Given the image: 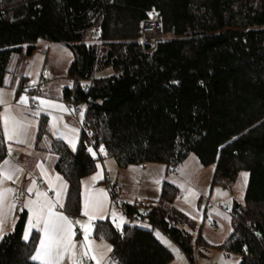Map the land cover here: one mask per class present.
<instances>
[{
	"label": "trees",
	"instance_id": "obj_1",
	"mask_svg": "<svg viewBox=\"0 0 264 264\" xmlns=\"http://www.w3.org/2000/svg\"><path fill=\"white\" fill-rule=\"evenodd\" d=\"M154 9L165 38L154 47L138 42L140 22ZM64 43L72 52L64 90L68 104L84 105L87 133L76 151L38 121L36 145L44 137L56 156L55 171L69 182L65 214L80 216V181L95 172L90 141L103 145L118 167L158 163L175 168L193 153L212 166L210 186L248 173L237 224L218 245L173 206L177 187L163 182L159 199L141 215L149 226L96 221L95 238L112 246L119 264H169L172 252L154 235L165 234L193 263L201 244L238 254L239 264H264V0H0V87L10 55H26L40 40ZM100 47L104 48L102 53ZM85 87V89H83ZM2 138V137H0ZM6 156V148L0 160ZM57 157H59L57 159ZM15 232L0 239V264L31 261L38 242L22 239L26 212Z\"/></svg>",
	"mask_w": 264,
	"mask_h": 264
},
{
	"label": "snow or ice",
	"instance_id": "obj_2",
	"mask_svg": "<svg viewBox=\"0 0 264 264\" xmlns=\"http://www.w3.org/2000/svg\"><path fill=\"white\" fill-rule=\"evenodd\" d=\"M4 84L5 86L10 84V77H5ZM24 92L25 94L20 95L19 101L15 105L19 111L17 114V112L12 111L9 102L4 98L3 90H0V106L3 107V111H0V137H2L0 138V154H3L5 147L8 150L7 156L0 160V239L6 235L3 229L10 218L11 231L15 232L19 217L14 213L17 208L16 201L20 200V210L27 213L22 239L28 243L30 239H36L35 234L39 235L38 244L30 257L31 261L36 262V264H85V261L88 260L94 264H119L118 261H112L108 255L113 249L111 245L104 243L106 238L103 233H101L99 244L96 243L95 239L90 238V234L94 237L96 228V224L92 222L103 219L109 210L105 190L92 186L97 178H102L99 171L90 177L87 184L81 182L83 188L80 193L82 199L81 215L87 217L88 221L82 223L80 220H73L65 214L74 209L68 207L69 182L64 177L60 175L48 177L46 180L47 189L41 190L37 187V178L34 177L33 173L20 165L17 159H13V143L31 144L35 139V134L30 135L28 131L33 121L27 120L26 114L36 117L44 109L67 111L63 104L56 103L51 99L45 100L37 96L28 97L26 95L28 87L25 88ZM12 94H15V89H13ZM29 100H39L40 107L35 111L31 110ZM81 118H83V110H81ZM36 123L38 127V122ZM50 130L72 146L73 151H76L73 142L77 134L76 128H69L65 124L61 129L52 124ZM42 147H49L47 138ZM49 150H51L50 147ZM88 151L92 153L93 149L89 147ZM99 151L106 155L103 145ZM93 155L95 156L94 153ZM36 167L40 170L41 176H47L48 172L51 171L50 168L46 170L43 163H38ZM100 167L101 165L97 164V168ZM25 175L31 181L26 189L20 182L21 177ZM241 176L246 182L248 173H241ZM49 191L55 193L54 198L49 196ZM193 195L195 194L193 193ZM111 215L114 219L118 218L120 224L125 223L123 215H118L115 210H112ZM75 225H79L83 233L82 240L73 230ZM101 248L106 249V252L97 254Z\"/></svg>",
	"mask_w": 264,
	"mask_h": 264
},
{
	"label": "crops",
	"instance_id": "obj_3",
	"mask_svg": "<svg viewBox=\"0 0 264 264\" xmlns=\"http://www.w3.org/2000/svg\"><path fill=\"white\" fill-rule=\"evenodd\" d=\"M51 43H54V47H50ZM37 48H45L46 52L48 53L56 52V50L57 51L64 50L65 54L69 55V57H72L70 58V60L72 61L73 59V54L71 50L67 49L68 47L64 43L50 42V41L43 40V39L38 40L35 43L34 50L31 52V54L25 55V56L33 57L34 51ZM21 52L13 53L10 55V58H9V61L6 67L7 68L6 76L10 77V84L8 86H5L4 84L2 87H0L2 89L4 88H9L12 90L15 89L14 95L10 93H6V97H5V99L9 102V106H11L12 111L17 112V114H19V111L15 105H16V102L19 101V97L21 95L19 94V92L25 90L26 87H28V92H29L28 97L39 95V98L41 99H45V100L51 99L56 103L63 104L65 106V109L67 110V111H63V110H57V109H44L36 117H32L30 114H26L27 120L33 121L28 131L30 135L35 134V139L34 141H32L31 144H16V143L12 144L13 159H17L20 165L25 167L27 171L32 172L34 177L37 178V184L40 183L42 185L43 189L41 190H46L48 187L46 183L47 178L54 177L55 175H59V174L54 169V164L56 162V156L53 153L49 152L47 147H42V145L45 142V138L43 137L41 141L38 142V144L36 145V136H37V131H38L36 122L39 121V118L41 116L45 117L47 120L48 128H49L51 135L56 138H59V137L55 135L53 131L50 130L52 124H55L57 127L61 129H63V126L65 124H67L69 128L71 127L76 128L77 134L73 141L75 146L78 143L80 129H79V124L77 120L74 118L73 113L71 112L72 109L70 108L67 101L64 99V90L70 87V80L68 79V74L66 73V76H65L64 71H63L62 72L63 76H59L56 82L49 86H48V80L42 76L36 82L34 80L31 81L28 78V72L21 75L16 72L15 66L14 67L12 66L11 58H13L15 61H18L20 56L22 55ZM70 62H68L67 65H69ZM10 68H11V71L9 72ZM40 79H44L46 81V84L38 88L37 84ZM67 79L69 80V82L67 81ZM9 89H5L6 90L5 92H11ZM36 101L38 102V107H40L39 100H36ZM37 108H31V110L35 111ZM0 111H3L2 106H0ZM5 148H6V156H7L8 150H7V147ZM195 160L196 159H189V156H187L183 160L182 163H180L178 166L174 168L173 171H170L165 165L158 164V163H145V164L130 165L124 168H120L117 166L115 160L111 161V160L106 159V157H104L101 163H97L101 165V167L99 169L96 167V170L94 173L83 177L80 181V193H81L83 191L81 182H85V184H87L90 177H92L93 175L96 174L97 171H99L101 173L102 178H97L96 182L92 186L97 189H104L105 192L107 193L109 210L105 214L103 219L95 220L92 223H95L96 221H99V220H108L113 225L117 224V222H120L119 219L118 218L114 219L111 215L112 210H115L118 213V215H123V217L130 219L131 224L137 225V222H138L137 218H134V216H131L130 218L124 213V211L120 210L116 205H114L111 202L107 188H106V184L108 183L118 185V190L116 194L119 197L120 202L122 204H135L137 209L140 212L142 211V206L148 207L149 205L155 203L159 199L161 187L164 181L169 182L173 184L175 187H177L178 193L176 197L174 198L173 202L179 203V206L176 207L179 211H182L180 208L181 206L183 207V209L192 207V204H190L188 198H186L191 195L194 198H196L197 196L196 206L200 207V202H202L201 198L203 196V193L208 191L209 194H207L206 200L208 204L211 203L210 195L213 192V188L210 186L212 168H211L210 176H208V178L206 177V179L202 183L200 182L196 184V181H198V178L189 177L188 175H185L184 169H186L187 162L191 163V165L195 166L196 168L197 165L194 163ZM38 163H43L46 170H48L49 168L51 169V171L48 172L47 176H41L40 170L36 167ZM202 168H204V166ZM106 173L109 174L110 176L108 181H105L103 179V176ZM20 182L22 183L23 187L26 189L29 186L31 181L27 177V175H25L21 177ZM54 183L56 182L54 181ZM193 183H195L196 186ZM181 187L183 188L181 189ZM183 189L186 190L187 192L186 195L183 194ZM195 189H198V191ZM193 193L195 195H193ZM49 196L54 198L55 193L52 191H49ZM80 199H81V196H80ZM184 199L187 200L188 204L186 202H181ZM20 211L21 210L17 211L16 209L14 215L17 216ZM81 211H82V199L80 203V216L79 217H73L70 215L69 216L73 220H77V219L80 220L82 223L88 222L87 217H84L81 215ZM205 217H206V209L204 207L203 208V220L205 219ZM26 219H27V213H26ZM142 223L145 224V226L147 224L146 222H142ZM202 223L203 222H200L198 224L199 227H197L196 232H194V230L191 231L192 229L190 230V232L192 234L194 233L198 234L201 230ZM213 224L214 226H216L215 221L213 222ZM73 230L74 232L78 234L79 239L82 240L83 233L79 225H75ZM3 231L6 234L11 232V218L9 219V222L4 226ZM90 238L95 239L97 244L101 242V238H95L91 236V234H90ZM74 239H76V237H74ZM38 241H39V235H38ZM104 243L109 244L106 240H104ZM102 250L103 252H106V249L102 248ZM97 254H99V252ZM109 254L110 253H108V255ZM90 264H94V262H91Z\"/></svg>",
	"mask_w": 264,
	"mask_h": 264
},
{
	"label": "rangeland",
	"instance_id": "obj_4",
	"mask_svg": "<svg viewBox=\"0 0 264 264\" xmlns=\"http://www.w3.org/2000/svg\"><path fill=\"white\" fill-rule=\"evenodd\" d=\"M163 37L165 38L164 34L162 33ZM57 46V45H56ZM50 47H54V43H51ZM103 47H100V49ZM69 49V48H67ZM99 49V51H100ZM104 49V48H103ZM69 51V50H68ZM45 48H37L34 51L33 57H27L25 48H23L21 52V56L18 61H15L13 58H11L12 66H15L16 72L23 75L26 72H28V78L35 82L42 76L45 79L48 80V86L51 84H54L59 76H63L62 72L64 71V75L66 76L68 66L67 63L70 62L69 55L65 54L64 50H56V52H46ZM70 60V61H69ZM67 66V67H66ZM68 79L70 80V76L68 75ZM67 81L69 82V80ZM67 82V83H68ZM35 85V84H33ZM47 86V87H48ZM70 87H72V83L70 80ZM5 89L9 88H0V90H3L5 93H13L12 89H9L11 92H5ZM19 94H25L24 90L20 91ZM29 92L26 93L28 96ZM13 95V94H12ZM39 97V95H34ZM4 97V98H5ZM84 105H78V120L79 122L83 121V118H81V110H83L84 113ZM72 112V111H71ZM189 159H196L195 166L191 165V163L187 162L186 169H184L185 175H188L189 177H196L198 178L197 183H202L206 177L210 176L211 168L213 170L212 166H201L199 164V161L197 157L190 153ZM108 160H114L112 157H106ZM198 161V162H197ZM241 173H245V171H242L238 174L236 179L234 181H229L225 183L223 186H213V192L210 195V202L207 203L206 197L209 192L203 193L202 196V202H200V207L196 206V198H194L192 195L188 196L189 203L192 204L191 208L183 209L181 206V213L188 217V219L194 224L192 226L186 225L184 228H189L191 231L194 230L196 232L198 224L200 222L202 223L201 226V237L208 243L212 245H218L220 244L234 229V227L237 224V218L232 213V209L234 207V204L239 203L242 201L244 189L246 186L245 179L241 176ZM247 173V172H246ZM248 178V176H247ZM195 184V183H193ZM195 184V186H196ZM183 187H181L182 189ZM198 191V189H195ZM219 190V191H218ZM183 194H187L186 190L183 189ZM226 194V195H225ZM199 197V196H198ZM174 201V200H173ZM181 202H187L186 199L182 200ZM227 205V209H222L220 206ZM173 206L176 208L179 206V203L173 202ZM206 209V217L203 220V208ZM190 213V215H189ZM211 214V215H209ZM136 218V216H134ZM125 223L124 224H131V220L124 217ZM216 223V226H210L209 223L214 222ZM117 229H121L123 224H120V222H117V224H114ZM137 225L139 226H145L142 222H137ZM146 226H149L146 224ZM153 233L155 236L164 243V245L172 252L173 254V260L169 264H190L187 260V257L184 255V253L165 235L163 234L159 229L154 228ZM193 238H197V234H192ZM99 254L103 252L102 248L98 250ZM97 252V253H98ZM240 256L238 254L225 252L223 250H219L217 248H211L206 247L201 244H197L194 246L193 251V263L192 264H237V261H239Z\"/></svg>",
	"mask_w": 264,
	"mask_h": 264
},
{
	"label": "built area",
	"instance_id": "obj_5",
	"mask_svg": "<svg viewBox=\"0 0 264 264\" xmlns=\"http://www.w3.org/2000/svg\"><path fill=\"white\" fill-rule=\"evenodd\" d=\"M162 19L160 14L155 11L154 9H151L148 12L147 17H145L141 22H140V28H139V38H138V42L141 45V47L143 48L145 45H149L151 48L154 47L157 43L161 42L164 37L162 35ZM104 51L103 48L100 49V53H102ZM70 80L72 83V89L75 85L76 82H81V80L76 76V74L70 76ZM46 84V81L44 79H40L37 87L40 88L41 86H44ZM29 86V85H28ZM83 89H85V87H83ZM29 104L31 108H37L38 107V102L37 101H32L29 100ZM70 108L72 109V113L74 118L77 120L78 124H79V129L81 132L83 133H87L88 129H87V124L86 122L83 120L82 122H79L78 120V106L75 103H71L69 104ZM89 147H91L93 149V152L90 153L89 151H87V153L89 155H91V157L93 159H95L97 161V163H101L102 160L104 159L105 155L100 153V145H94L93 141H90V145ZM104 152L106 153L105 149ZM93 153L95 154V156L93 155ZM170 171H173L174 168L170 167L169 168ZM110 178L109 174H104L103 179L105 181H108ZM37 187L40 189L42 188V185L40 183L37 184ZM106 188L110 197L111 202L116 205L120 210L123 211V207H122V203L120 202L119 197L117 196L116 192L118 190V185L116 184H106ZM17 203V211L20 210L19 208V204L21 203L20 200L16 201ZM220 208L222 209H227V205L225 204L224 206H220ZM148 210V207L146 206H142V211L140 212L141 215H144ZM131 218V217H130ZM137 221L139 222H146L145 219H143L142 217H136ZM210 226H214L213 222L209 223ZM109 256L111 257L112 261H118V258L116 256V254L112 251ZM91 261L86 260L85 264H90Z\"/></svg>",
	"mask_w": 264,
	"mask_h": 264
}]
</instances>
